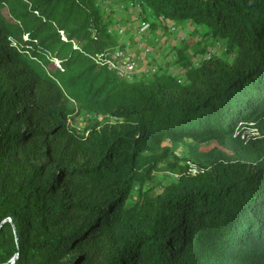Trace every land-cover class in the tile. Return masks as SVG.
Returning a JSON list of instances; mask_svg holds the SVG:
<instances>
[{
  "label": "trees",
  "instance_id": "obj_1",
  "mask_svg": "<svg viewBox=\"0 0 264 264\" xmlns=\"http://www.w3.org/2000/svg\"><path fill=\"white\" fill-rule=\"evenodd\" d=\"M127 1L201 32L184 74L109 71L95 0H0V264H264V0ZM186 139L197 175L143 192Z\"/></svg>",
  "mask_w": 264,
  "mask_h": 264
},
{
  "label": "rangeland",
  "instance_id": "obj_2",
  "mask_svg": "<svg viewBox=\"0 0 264 264\" xmlns=\"http://www.w3.org/2000/svg\"><path fill=\"white\" fill-rule=\"evenodd\" d=\"M111 5L109 6L108 13H104V18L112 22L111 28L115 27L116 24L124 26L126 33L121 38V41L127 45L128 48L135 47L137 41L140 39L138 33H136L137 27L143 22H150V28L148 30L147 38H142V44L148 45L153 48L159 56L150 57V63L157 65L159 71L164 72L168 70V65H170L169 57L174 53V49L180 45L183 40L188 41L190 44L198 41V34L201 32L195 30L194 25L190 24L188 21L178 23L174 25L175 33L172 35V39L169 41L168 37V27L172 22H166L157 18L151 13H147L144 17L146 21H142V16L140 12L129 10L127 0H109ZM124 6V8H121ZM158 46V49L156 47ZM223 45L219 42L215 43L211 47V51L215 54L221 56L223 53ZM173 62V61H172ZM139 78V77H136ZM113 117H103V116H89L88 114L80 113V115L75 118L71 127L78 134H82L85 130L91 128L96 122H113ZM250 133H255L254 129H248ZM190 140L186 139L183 142H178L170 157L164 162L158 165L156 172L153 175V180L143 187V192L147 191L151 195L160 194L166 186L176 183L180 177L179 168L183 166H188V173L196 176L199 169L189 162H187V144ZM231 144L237 145L233 140L228 141ZM164 146L171 147L172 144L169 141H165ZM174 146V145H173ZM207 148V146H206ZM38 163L48 164L52 170L60 168L59 164L52 161L46 155H41L37 161ZM137 196V191H134L131 195V201H133Z\"/></svg>",
  "mask_w": 264,
  "mask_h": 264
},
{
  "label": "built area",
  "instance_id": "obj_3",
  "mask_svg": "<svg viewBox=\"0 0 264 264\" xmlns=\"http://www.w3.org/2000/svg\"><path fill=\"white\" fill-rule=\"evenodd\" d=\"M96 4L103 10L104 13H108L109 6L111 5L110 1H102V0H95ZM127 7L129 10H134L137 12L141 11V5L139 2H128ZM124 8V6H121ZM160 19L166 20V22H172L168 19L160 16ZM174 22L168 27V40L172 39V35L175 33ZM150 28V24L148 23H141L136 30V33L140 36L139 40L136 43L134 49H130L121 41V38L126 33L124 26L116 24L115 27L112 28V31L117 35L119 38V46L115 48L113 51L99 56L98 61H102V63L106 66L109 71L114 72V74L119 77L120 79L126 82H132L136 77H143L154 75L159 72V68L157 65L150 63V57L159 56L156 54L157 52L148 45H143L141 39L147 38L148 30ZM120 45L122 47H120ZM158 49V46L156 47ZM170 62L176 60L175 54H171L169 57ZM185 70L183 67H174L170 66L168 68V73L174 75H181L184 74ZM114 121L116 120L113 117Z\"/></svg>",
  "mask_w": 264,
  "mask_h": 264
},
{
  "label": "crops",
  "instance_id": "obj_4",
  "mask_svg": "<svg viewBox=\"0 0 264 264\" xmlns=\"http://www.w3.org/2000/svg\"><path fill=\"white\" fill-rule=\"evenodd\" d=\"M130 49L132 50V49H134V47H131Z\"/></svg>",
  "mask_w": 264,
  "mask_h": 264
}]
</instances>
